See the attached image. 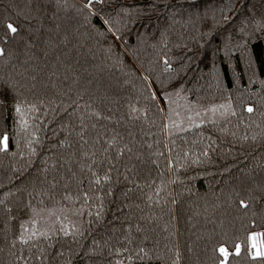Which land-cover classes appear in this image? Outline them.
<instances>
[{
	"label": "trees",
	"instance_id": "obj_1",
	"mask_svg": "<svg viewBox=\"0 0 264 264\" xmlns=\"http://www.w3.org/2000/svg\"><path fill=\"white\" fill-rule=\"evenodd\" d=\"M252 234L264 0H0V264H264Z\"/></svg>",
	"mask_w": 264,
	"mask_h": 264
},
{
	"label": "snow or ice",
	"instance_id": "obj_2",
	"mask_svg": "<svg viewBox=\"0 0 264 264\" xmlns=\"http://www.w3.org/2000/svg\"><path fill=\"white\" fill-rule=\"evenodd\" d=\"M7 27H8V30L10 32H12V33H15L16 32V28L12 24H8ZM17 111H19V109H17ZM248 111L249 112H252L253 109L252 108H248ZM3 144H4L5 148H6L7 147V137H4ZM97 183H99V181H97ZM244 206L246 207V205H244ZM258 237H261L262 238V239H260V245H259V247L260 248H264V234H255V235H253V236L250 237V239L253 241L252 247L254 249H258L257 252H256V256L261 257V258H264V251L259 250L258 245L256 243ZM219 252L224 257V261L222 262V264H226L227 258L229 256L228 250L225 247H221L219 249ZM236 254L237 255L239 254V246H237Z\"/></svg>",
	"mask_w": 264,
	"mask_h": 264
},
{
	"label": "crops",
	"instance_id": "obj_3",
	"mask_svg": "<svg viewBox=\"0 0 264 264\" xmlns=\"http://www.w3.org/2000/svg\"><path fill=\"white\" fill-rule=\"evenodd\" d=\"M253 235H255V234H253ZM253 235H251V236H253ZM251 236H250V237H251ZM250 237H249V238H250ZM260 239H262V238H261V237H258L256 243H257V245H258L259 250L264 251V248H260V247H259V245H260ZM252 244H253V241L250 239V240H249V250H250L251 255H252L253 257H256V258H261V257L256 256V252H257L258 249H254V248L252 247Z\"/></svg>",
	"mask_w": 264,
	"mask_h": 264
},
{
	"label": "rangeland",
	"instance_id": "obj_4",
	"mask_svg": "<svg viewBox=\"0 0 264 264\" xmlns=\"http://www.w3.org/2000/svg\"><path fill=\"white\" fill-rule=\"evenodd\" d=\"M225 112H226V114L230 113L226 107H225ZM221 114H222V113L217 112V113H215V114L213 115V117H221ZM252 235H253V234H252Z\"/></svg>",
	"mask_w": 264,
	"mask_h": 264
}]
</instances>
